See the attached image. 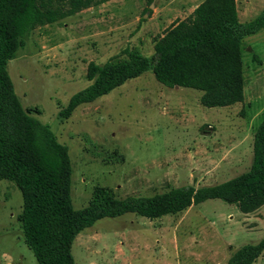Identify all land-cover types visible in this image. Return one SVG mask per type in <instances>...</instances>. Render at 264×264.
Listing matches in <instances>:
<instances>
[{
  "label": "rangeland",
  "instance_id": "1",
  "mask_svg": "<svg viewBox=\"0 0 264 264\" xmlns=\"http://www.w3.org/2000/svg\"><path fill=\"white\" fill-rule=\"evenodd\" d=\"M204 0H107L38 25L8 63L16 94L30 114L68 146L72 202L88 205L96 187L114 196L154 195L174 187L226 182L254 161L255 134L264 118V28L244 39V99L205 106L203 92L169 87L148 70L59 113L90 81V62L122 60L128 50L154 54L156 39ZM242 22L264 0H237ZM23 196L0 179V264H38L21 227ZM264 239V203L209 199L178 214L104 217L72 245L76 264H227L231 254ZM264 264V252L252 263Z\"/></svg>",
  "mask_w": 264,
  "mask_h": 264
},
{
  "label": "trees",
  "instance_id": "2",
  "mask_svg": "<svg viewBox=\"0 0 264 264\" xmlns=\"http://www.w3.org/2000/svg\"><path fill=\"white\" fill-rule=\"evenodd\" d=\"M107 0H0V179L14 182L23 196L21 227L38 264H76L72 245L97 220L135 213L148 218L178 214L209 199L238 203L242 210L264 203V118L254 139L251 168L226 182L185 185L154 195L116 197L98 186L88 205L72 202V163L68 146L21 104L8 63L38 25L54 23ZM264 28V8L242 22L236 0H204L155 41L154 54L128 50L122 60L90 62V83L61 109L68 118L85 103L152 70L169 86L201 90L205 106H227L244 99L242 50L245 37ZM264 252V239L236 249L227 264H252Z\"/></svg>",
  "mask_w": 264,
  "mask_h": 264
},
{
  "label": "water",
  "instance_id": "3",
  "mask_svg": "<svg viewBox=\"0 0 264 264\" xmlns=\"http://www.w3.org/2000/svg\"><path fill=\"white\" fill-rule=\"evenodd\" d=\"M176 87H178V85H176Z\"/></svg>",
  "mask_w": 264,
  "mask_h": 264
},
{
  "label": "crops",
  "instance_id": "4",
  "mask_svg": "<svg viewBox=\"0 0 264 264\" xmlns=\"http://www.w3.org/2000/svg\"><path fill=\"white\" fill-rule=\"evenodd\" d=\"M237 1V0H236ZM238 14H239V12H238Z\"/></svg>",
  "mask_w": 264,
  "mask_h": 264
}]
</instances>
